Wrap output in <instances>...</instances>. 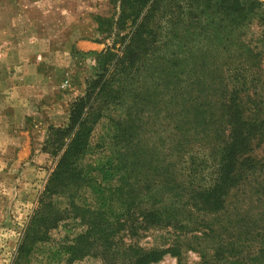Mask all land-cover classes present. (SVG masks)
I'll return each instance as SVG.
<instances>
[{"label":"rangeland","instance_id":"374dc122","mask_svg":"<svg viewBox=\"0 0 264 264\" xmlns=\"http://www.w3.org/2000/svg\"><path fill=\"white\" fill-rule=\"evenodd\" d=\"M212 2H199L196 13L188 14V4L180 0L175 6L186 11L180 13L174 7V13L168 18L161 17L159 10L151 9L149 5L136 13L124 10L120 0H0V264L13 263L25 226L36 209L38 196L55 168L57 156L50 152L46 141L52 129L68 123L72 102L84 95L87 84L96 80V74L104 69L100 64L102 53L121 57L129 48L130 53L125 56L135 58L131 64L126 59L130 75L122 85L110 86L111 95L115 103L116 90L122 86L126 105L135 101L146 105L143 109L145 125L133 150L137 159L130 160L132 164L127 167L132 176L130 180L134 178L150 187L135 214L141 216L156 209L167 211L171 204L183 206L186 199H173V191L169 189L177 182L178 174L188 168L191 156L197 160L205 157L203 146L196 143L201 137L197 133L200 128L195 131L196 142L190 138L186 151L181 156L177 153L174 147L177 134L173 127L176 98L170 100L162 89L164 84L170 87L177 78L167 80V76L162 78V75L183 71H177L174 63L182 58L183 50L179 52L180 47L173 42L180 25L170 28L172 22L180 23L192 15L186 23L201 21L227 25L228 19L211 6ZM202 7L206 9L204 13L200 12ZM148 10L151 11L146 17ZM249 19L240 26L235 23L225 26L227 31L207 32V36L239 38L249 42L255 50L264 52V27L253 17ZM218 51L221 55L225 53L221 47ZM213 52L215 49L210 51ZM238 65L239 71L243 66ZM112 69L111 65L105 72L106 77ZM245 69L241 70L243 76L255 87L252 91H258L256 99L264 105V57L253 68ZM229 70L233 73L230 67ZM183 72L177 76L181 86L191 87V83H197L196 74H190L188 70ZM255 72L260 76L257 77L260 85L255 82ZM114 103L102 104L99 109L102 116L90 133L89 152L83 163L91 167L108 154L112 118L120 111L115 110ZM193 132L190 131V136ZM252 154L264 160V143ZM206 173L202 172L193 186L207 187ZM199 179L202 184L197 182ZM242 189L244 196L250 193L252 198H236L231 206L239 211L240 205L248 204L246 218L260 219L264 206L255 212L253 199L260 200L257 202L260 205L264 202V194L259 192L262 196L258 193L255 197L249 188L241 186ZM240 191L238 195H241ZM73 197L80 206L100 208V198L89 189L83 188ZM66 204L67 199H61L59 209L67 208ZM69 213L55 227L46 230L39 227V237L43 239L38 238L27 245L24 257L17 264H125L119 260L117 248L104 247V239L96 230L84 233L86 225L73 218L70 210ZM203 221L201 224L205 225L210 220ZM230 223L234 227V218ZM218 224L225 222L221 220ZM230 228L216 234L199 226L192 232L179 234L170 225L148 224L133 236L120 233L121 240L115 241L124 246L132 244L144 251L163 249L175 241L182 243L179 256L166 252L158 260L145 264H264V221L255 222L246 239L235 240L232 233L229 238L232 243L227 239ZM193 235L199 238L193 239ZM218 236L222 238L221 250L215 253ZM200 249L205 250V260L201 259Z\"/></svg>","mask_w":264,"mask_h":264},{"label":"trees","instance_id":"16d2710c","mask_svg":"<svg viewBox=\"0 0 264 264\" xmlns=\"http://www.w3.org/2000/svg\"><path fill=\"white\" fill-rule=\"evenodd\" d=\"M179 1L120 0V6L124 10L136 13L140 8L149 5V8L159 10L161 17L170 18L169 14L174 13L172 12L174 7L180 13L181 10L186 11L182 7L178 9ZM182 1L188 4L187 13L195 14L199 2L211 0ZM211 6L224 14L223 16L228 19V26H232L233 23L240 26L244 24L246 18L249 21V17H253L258 25L264 27V0H213ZM205 10L202 7L200 12L204 13ZM150 11L148 10L146 17ZM124 16L127 18L125 13ZM191 17L192 15L190 18L186 16V20L180 23L172 22L170 28L180 25L179 33L173 37L174 44L180 47L179 52L183 50L180 55L182 58L174 62L177 65L176 69L196 74L194 79L197 83H191V87L185 84L181 86L177 76L184 73L182 70L171 75L165 73L162 75V78L167 76V80L177 78L170 87L165 84L162 87L164 95L169 96L170 100L176 98L173 102L175 106L173 127L177 134L174 145L177 153L181 156L186 151L190 145V138L192 142H196L195 131L200 128L197 131L201 135L198 137L200 143H196L203 146L205 157L197 160L191 156L188 168H184L182 174H178L180 177L169 189L173 191V199H186L183 206L175 207L171 204L167 211L156 209L141 216L135 214L150 187L142 185L134 178L130 180L132 176H129L130 170L127 167L132 164L130 160L137 159L133 150L145 125L143 109L146 105L142 101L126 105L123 96L125 90L121 88L122 86L116 90L115 103L111 95L110 86L122 85L125 78L130 75L131 69L126 63L127 61L133 63L135 58L132 55L125 56L126 53H130L129 48L124 50L121 57L110 52L102 53L100 64L104 69L96 74V80L93 79L87 84L84 95L72 102L68 123L52 129L46 141L50 152L57 156L56 165L38 196L36 209L25 226L12 264H17L19 259L24 257L27 245L38 238L43 239L39 237V227H44L45 230L55 227L66 219L70 214L69 210L73 218L86 225L84 233L96 230L104 239V247L117 248L116 252L120 253L119 260L125 264L153 262L166 252L180 255L182 243L177 241L163 249L151 248L145 251L136 249L132 244L124 246L115 241L119 239L120 233L133 236L148 224L170 225L179 234L192 232L199 226L221 234L231 227L227 231V239L232 243L229 239L232 233L235 240L246 239L251 234L249 231L255 222L264 221V210L260 213L263 215L260 219L252 221L246 218L249 212L248 204L240 205L242 209L239 211L231 206L236 198L247 197L248 200L252 198L250 193L248 196L243 195L241 186L253 191L251 194L253 193L255 197L259 192L264 194V169L261 168L264 166V160L261 161L252 154L256 147L264 143V105L256 99L258 91H252L255 87L247 81L241 71L244 67L247 71L253 68L257 61L264 57V52L255 50L250 47L249 42L245 43L239 38L220 35L208 37L209 32L227 31L225 28L227 25H210V22L201 21L186 23ZM205 41H208V44L205 45ZM220 47L225 52L222 55L218 51ZM212 49H215V52L210 53ZM238 63L243 66L239 71ZM111 65L113 69L110 76L106 77L105 72ZM255 77V82L260 85L257 78L260 76L257 72ZM208 97L212 99H206ZM213 97H216V100ZM112 103L115 110L120 111L118 116L112 118V131L108 138L109 151L91 167L83 163L89 152L90 133L102 116L99 111L102 104ZM163 103L165 104V101ZM191 130L194 132L190 136ZM202 172H207L208 186L205 188L193 186ZM183 176L185 180L182 179ZM197 182L201 183L200 179ZM83 188L89 189L93 195L100 198V208L80 206L74 201L75 193L79 194ZM238 191L241 195H238ZM259 195L262 196L260 193ZM61 199H67V208L62 210L58 206ZM253 200L254 211L258 212L264 206V202L258 205L257 202L260 200L257 198ZM231 218H234V227L230 225ZM202 220L204 223L210 221L202 225ZM221 220H224L225 224H218ZM192 238L199 237L193 235ZM220 240L221 237L214 246L215 253L221 250ZM74 246L71 249H74ZM200 254L201 259L205 260L204 249H200Z\"/></svg>","mask_w":264,"mask_h":264}]
</instances>
